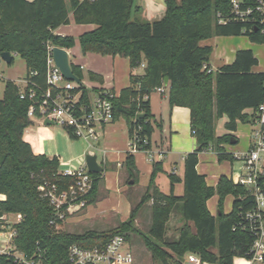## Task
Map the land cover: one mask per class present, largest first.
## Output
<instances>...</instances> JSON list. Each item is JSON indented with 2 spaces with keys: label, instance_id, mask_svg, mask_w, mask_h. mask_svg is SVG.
Segmentation results:
<instances>
[{
  "label": "trees",
  "instance_id": "obj_1",
  "mask_svg": "<svg viewBox=\"0 0 264 264\" xmlns=\"http://www.w3.org/2000/svg\"><path fill=\"white\" fill-rule=\"evenodd\" d=\"M252 2L254 0H248ZM162 17L140 20L133 13L139 10L134 0H0V53L7 51L19 55L31 81L46 86L47 46L70 48L75 44L73 36L54 33L60 25L93 24L94 28L77 37L82 53L127 57L131 68L144 61L140 75L131 74L129 85L113 99V120L123 116L127 121L128 137L138 136L139 150L151 148V134L156 122L150 111L149 95L158 86L168 83L167 97L170 107L184 106L190 110V127L196 138V148L183 157V173L179 178L168 173L169 193L161 192L155 184V176L161 172V161H153L149 183L129 217L116 228L107 231L87 230L76 234L56 229L50 223L54 217L52 206L41 195L38 187L44 183L67 189L74 178L59 174L56 156L34 153L23 134L32 123L27 116L30 101L21 99L19 88L12 80H6L0 97V215L20 213L22 219L14 226L13 244L26 256L44 254L45 264H69L67 248L76 243L90 247L107 241L115 234L128 231L138 233L152 258L160 264H182L187 253L196 254L201 262L232 264L234 257L245 254L251 243L247 232L233 226L240 220L239 209L250 202L247 189L235 184L230 177L221 175L215 186L207 185L205 177L196 170L198 154L213 149L218 161H232L222 144L231 135L216 136L214 122L225 114V127L235 130L238 121L249 117L244 110H253V119L260 103L264 101V71H253L257 59L249 49H238L232 62L212 71L208 64L212 52L202 40L212 36L245 35L255 43H264V26H253L246 21L232 18L229 0H164ZM217 13L225 18L219 22ZM13 61V59H12ZM11 61V63H12ZM10 63V64H11ZM79 78L82 99L88 100L89 90L82 84L79 65L70 63ZM209 69V71H208ZM91 79H99L88 72ZM147 96L144 99V96ZM144 114L137 118V114ZM71 139H76L69 135ZM128 180L136 182L133 153L127 152L123 162ZM92 187L84 196V205L97 198L102 173H90ZM181 182V195L173 193L174 184ZM218 195V211L212 215L206 201ZM233 196L231 210L224 213L222 200ZM151 203V222L147 233L134 225L137 210L148 200ZM178 208L183 223L178 236L166 237V223L170 213ZM68 213H65V218ZM57 225L62 220H56ZM2 222L0 221V229ZM126 232V233H125ZM0 264H15L7 254H0Z\"/></svg>",
  "mask_w": 264,
  "mask_h": 264
},
{
  "label": "crops",
  "instance_id": "obj_2",
  "mask_svg": "<svg viewBox=\"0 0 264 264\" xmlns=\"http://www.w3.org/2000/svg\"><path fill=\"white\" fill-rule=\"evenodd\" d=\"M180 1L181 0H176V2ZM134 5L139 6V10L134 12L133 15L141 18V20L158 19L164 14V0H134ZM92 28H94L93 24H75L70 22L57 27L54 30V33L61 36H73L75 38L74 45H76L78 48L79 56L75 58L73 57L71 59L70 55L73 47L64 49H66L68 52L70 63L72 62L79 65L82 72L81 82L89 90L90 96L94 95L100 90H111L119 94V91L122 88L129 85L130 75L142 74L144 67L139 65L135 68H131L129 59L119 54L101 55L93 52L82 53L79 48L77 37L81 33ZM200 44L210 45L212 47L208 64L213 72L223 64L232 62L235 52L238 49L251 50L257 59V64L252 67V70L264 71V43L252 42L245 35H232L212 36L208 39L202 40ZM88 72L94 73L98 78H101V80L89 78ZM149 103L150 111L156 121L153 124V132L151 134V148L154 150L163 151L161 157L156 156V161H161L163 170L157 173L155 176V184L158 186L161 192L167 194L170 191V184L167 176L168 173H174L176 176L181 178L183 173V157L186 153L191 152L196 148L195 137L193 136L190 127V110L184 106L170 107L168 103L167 91L160 93L153 90L149 95ZM244 113L248 115V121H238L236 129L232 131L226 129L225 127V123L228 120L225 114H223L216 122V136H222L225 134L231 135L229 142L222 144L224 151L234 157V159L230 161V164L232 165V170L233 167H235V174L231 173L230 176L225 175L230 178H235L236 174L240 170V162L235 159L236 154L247 151L251 146L250 137L252 131V122L254 120L252 117L253 110L247 108L244 110ZM43 121L44 120L40 119H32V123L26 128L23 134L24 140L30 144L33 152L45 154L47 156H56L59 159V169H76L84 166V158L79 159L80 153H77L78 151L74 150V141L69 137L66 130L64 129L66 134L65 132L55 131L49 125L44 124ZM84 141L88 144V152L95 153L97 155V161L103 167V171L101 172L102 179L99 183L95 202L93 204H88V206L84 205L80 208L73 207V211L69 213L68 216L72 217L77 215L79 212H86L88 210L87 208H90L92 211L97 210V212L102 214L109 213L111 214V217L119 218V222L125 221L129 217L132 207L139 202L146 186L149 183L153 162L148 160L146 152L141 150L134 152V164L137 174L136 182L132 183V187L138 185L141 189V193L134 195L127 194V196L124 195L118 197L116 195H120L117 192H120L122 184L125 182L130 184L127 170L123 165L128 152L129 143L126 119L123 116H118L112 122L106 124L103 127L99 142L95 143V145H91L89 141ZM59 143L63 144L64 148L61 147ZM209 150L212 153L214 161L217 162L218 159L216 153L213 152L212 148H209ZM63 151L72 154V157L69 158V161L63 159ZM203 152L207 151H201L198 154L196 170L199 174H202L204 177H206L205 171L200 168L199 160ZM73 157L75 159H73ZM73 160H75L76 165L72 164ZM217 164L220 165L218 162ZM162 175L167 177L168 190L163 189L159 183V177ZM211 175L212 177L215 176L217 182L218 178L224 174H221L218 171L215 174L212 173ZM215 184L216 183H214V185ZM112 189L114 191H112ZM182 192L183 184L181 182L175 183L173 187V193L175 195H181ZM4 198L5 196L0 194V200ZM151 203L152 200L150 199L149 201L143 203L137 210L134 219L136 225H138L137 217L140 215L142 210H147L148 226L150 225ZM206 205L209 212L212 215H215L216 213L211 210L209 205V199L207 200ZM81 218L82 216L77 217L78 221L81 220ZM179 218L180 221L177 223V226L180 225L182 216H179ZM66 219L68 218H65V220L62 221V224H68ZM66 231L74 233L69 230ZM177 236L178 233L175 237ZM188 254L189 253L184 255L182 264H192L187 260ZM240 258L246 262L244 258ZM205 263L216 264L209 262ZM200 264H203V262L200 261Z\"/></svg>",
  "mask_w": 264,
  "mask_h": 264
},
{
  "label": "built area",
  "instance_id": "obj_3",
  "mask_svg": "<svg viewBox=\"0 0 264 264\" xmlns=\"http://www.w3.org/2000/svg\"><path fill=\"white\" fill-rule=\"evenodd\" d=\"M229 8L232 18L246 21L253 26H264V0H229ZM217 16L219 22L225 21L220 13H217ZM53 47L47 46L45 87L30 80L29 77L35 73L33 71L29 77L25 76L20 80V83L13 81L19 88L20 98L30 101L27 116L31 119L51 120L54 124L62 126L68 135L97 143L103 127L113 121V99L118 94L111 90H100L92 96L88 94V100L84 101L81 84L66 79L55 65L52 57ZM144 65V61H141L140 66ZM166 85L163 83L154 90L164 93L167 91ZM146 98L145 95L144 99ZM250 138V148L235 156L240 162V170L235 178H231L235 184L246 187L250 202L246 207L239 209L241 220L233 226V230L247 232L252 238L247 252L241 256L247 264H264V101L258 106ZM137 140L136 135L129 139L128 152L139 150ZM141 151L147 153L151 162L156 160V156L161 157L163 154L162 150L152 148ZM58 172L62 176L73 177L74 183L62 190H58L57 185L53 183H44L38 187L41 195L53 208L54 217L50 223L55 227L58 226L56 220L64 221L65 213H71L73 207L84 206V196L91 189L93 182L85 165L76 169H59ZM11 215L14 220L9 218ZM11 215H0V254L11 256L15 264H45L44 254L40 249L36 254L26 256L15 248L14 225L22 219V215ZM67 259L69 264H134L133 250L124 234H115L104 243L90 247L72 243L67 248ZM187 260L192 264H200L199 257L194 253H189Z\"/></svg>",
  "mask_w": 264,
  "mask_h": 264
},
{
  "label": "rangeland",
  "instance_id": "obj_4",
  "mask_svg": "<svg viewBox=\"0 0 264 264\" xmlns=\"http://www.w3.org/2000/svg\"><path fill=\"white\" fill-rule=\"evenodd\" d=\"M139 18V17H138ZM141 20V18H139ZM71 50V55L70 58L72 59L73 57H78L79 56V51L76 45L72 46ZM12 63L7 64L1 57H0V97L2 96L3 90H4V84L6 80H12L16 83H20V80H22L26 76V67L23 59L17 55L13 54L12 55ZM220 118V117H219ZM217 118L214 122V134L216 131V122L219 119ZM51 128H53L55 131H60V132H65L64 128L60 125L54 124V125H49ZM66 134V132H65ZM74 141V146H75V151H78L77 153H80V158H84V154L89 151L88 144L83 140V139H73ZM196 141V138H195ZM90 142V140H89ZM91 145H95V143L90 142ZM61 147H63V144L59 143ZM197 145V143H196ZM64 148V147H63ZM91 150V149H90ZM203 152L199 158L200 160V168L205 171L206 177H205V182L207 185L210 186H215L214 183L216 182L215 176L212 177V173L220 172L221 174L230 176V174H235V167H233L232 170V165L230 164V160L224 159L222 161L217 162L220 164L218 165L216 161H214L212 153L210 152L209 149H206ZM215 152V151H213ZM214 154V153H213ZM72 154L63 151L62 157L64 160H68L71 158ZM73 159H75L73 157ZM235 163V162H234ZM73 165L75 164V160L72 161ZM235 166V164H234ZM219 175V174H218ZM159 183L163 187V189L168 190V181L167 177L162 175L159 177ZM133 184H128V182H125L122 184V187L120 189L119 193L120 195H116L118 197L124 196L127 194L129 195H134L141 193V189L139 188L138 185L133 186ZM112 191H114L112 189ZM111 192V191H110ZM116 194V193H114ZM232 195H226L223 200H222V210L224 213H227L231 209V203H232ZM149 201V200H148ZM218 195L214 194L209 198V205L211 207V210L214 213H217L218 211ZM147 202V201H146ZM207 202V201H206ZM93 204V203H92ZM88 206V205H87ZM86 206V207H87ZM88 210L86 212H79L77 215H74L72 217L68 216L66 218L67 223H63L61 225H58L56 229L58 230H69L72 231L76 234L83 233L87 230H96V231H107L112 228H116L120 222L119 218L117 217H111V214L109 213H99L96 211H92L90 208H87ZM172 215V216H171ZM81 217V220L78 221L77 217ZM179 216H181L180 211L178 208H175L169 215V219L167 220L166 223V237L167 238H173L176 236L178 233L180 227L182 226L183 220L181 219L180 225L177 226V223L180 221ZM10 219L14 220V216L11 215L9 217ZM138 225L135 224V227L141 231L142 233H147L148 231V213L147 210L144 211L142 210L140 215H138ZM126 233V232H125ZM128 234V243L130 247L133 250L134 254V264H160V262L152 258L151 253L146 249L141 236L138 233H134L131 231L127 232ZM183 260V259H182ZM205 262H203L204 264ZM206 264V263H205ZM233 264H246V262L241 259L239 256H236L233 260Z\"/></svg>",
  "mask_w": 264,
  "mask_h": 264
},
{
  "label": "water",
  "instance_id": "obj_5",
  "mask_svg": "<svg viewBox=\"0 0 264 264\" xmlns=\"http://www.w3.org/2000/svg\"><path fill=\"white\" fill-rule=\"evenodd\" d=\"M0 57L7 64H10L12 61V55L7 51L1 52ZM52 57H53L55 65L59 68L60 72L62 73V75L66 79L72 80L75 82H79V78L73 73V71L71 69L70 61L68 58V52L66 49H64L62 47L54 46L52 48ZM163 83L164 84L168 83V80L166 77L163 79ZM143 115L144 114L140 113V114H137L136 117L141 118V117H143ZM43 123L46 125H54V122H52L51 120H48V119H45L43 121ZM84 165L86 166V169L90 173H100L103 171V167L97 161V155L95 153H89L87 151L84 154ZM129 183L132 184L133 180L132 179L129 180ZM218 213H219V211H218Z\"/></svg>",
  "mask_w": 264,
  "mask_h": 264
}]
</instances>
